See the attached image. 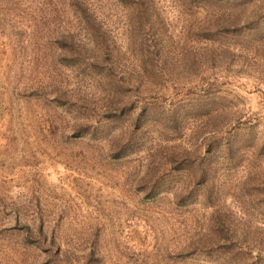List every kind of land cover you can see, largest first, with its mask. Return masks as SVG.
I'll use <instances>...</instances> for the list:
<instances>
[{
	"label": "rangeland",
	"instance_id": "rangeland-1",
	"mask_svg": "<svg viewBox=\"0 0 264 264\" xmlns=\"http://www.w3.org/2000/svg\"><path fill=\"white\" fill-rule=\"evenodd\" d=\"M134 2L0 0V264H264V0Z\"/></svg>",
	"mask_w": 264,
	"mask_h": 264
},
{
	"label": "trees",
	"instance_id": "trees-1",
	"mask_svg": "<svg viewBox=\"0 0 264 264\" xmlns=\"http://www.w3.org/2000/svg\"><path fill=\"white\" fill-rule=\"evenodd\" d=\"M145 0L142 1V0H136V2H134V6H133V10H134V13H135V16L134 18H136L135 20V24L138 28H140L141 24H142V21L146 22V18H145V14H146V7H145ZM76 9L78 10V13L81 14V19L83 20L84 23H86V26L88 25V23H92L93 26L90 27V29H87L90 31V33L92 34V36L94 38H96L98 35L100 36V38L102 39L103 38H106V35L108 32L99 24V23H96L95 24V18H93L91 16V13H90V9L88 7V5L86 3H78L76 2L75 5ZM147 28H148V31L151 32V25H147ZM151 35H152V32H151ZM67 36L66 35H61L60 38H66ZM153 38V36H151ZM154 39V38H153ZM141 43H144L145 40L141 39L140 40ZM61 42V43H59ZM59 44L61 45V47H63V40L62 39H59ZM104 44H102L101 46H99L98 48V52L96 53V55L92 56V57H89V59L87 57H84L82 56L80 53H76L77 56L73 59H77V61H80V63H87L88 65H93V67H97V66H101L100 64L101 63H106V62H110V57L108 58V55H109V52H110V45L103 41ZM149 45V44H148ZM65 48L66 47H71L70 45H64ZM150 46V45H149ZM157 51H159V49L156 47V48H153V50L150 51L151 55H150V59L152 58H156V54H157ZM155 55V56H154ZM107 58V60H106ZM88 59V60H87ZM134 85L137 87L138 84L134 83ZM61 95H64L61 93ZM57 100H60V95L57 96ZM125 109L121 108V111H124ZM143 108H141L136 114H135V117L133 119V123L131 126H135L137 124V118L139 114H141L143 112ZM104 113H113V112H109V111H105ZM115 113V112H114ZM185 152H181L180 154H184ZM173 155V154H171ZM217 223L219 224L218 227L222 228L223 230H226L229 231V227L226 225L227 224V218L226 217H220L219 219L216 220ZM229 234V233H228Z\"/></svg>",
	"mask_w": 264,
	"mask_h": 264
}]
</instances>
